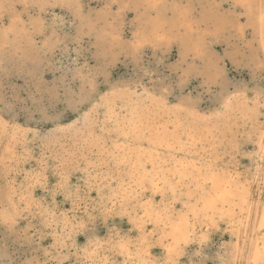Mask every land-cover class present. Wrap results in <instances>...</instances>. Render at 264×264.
Wrapping results in <instances>:
<instances>
[{
  "label": "rangeland",
  "instance_id": "374dc122",
  "mask_svg": "<svg viewBox=\"0 0 264 264\" xmlns=\"http://www.w3.org/2000/svg\"><path fill=\"white\" fill-rule=\"evenodd\" d=\"M263 9L0 0V264H233L238 209L203 203L210 174L252 182Z\"/></svg>",
  "mask_w": 264,
  "mask_h": 264
},
{
  "label": "bare ground",
  "instance_id": "6f19581e",
  "mask_svg": "<svg viewBox=\"0 0 264 264\" xmlns=\"http://www.w3.org/2000/svg\"><path fill=\"white\" fill-rule=\"evenodd\" d=\"M157 1V0H156ZM159 2V1H158ZM256 6V5H255ZM260 7V6H259ZM262 9V7H261ZM258 11V10H257ZM248 14V13H247ZM250 15V14H249ZM252 15V14H251ZM259 15V14H258ZM250 17V16H249ZM166 18V17H165ZM168 19V18H167ZM248 20V19H247ZM258 37L260 36L261 50L264 54V9L260 12L258 16ZM254 26V25H253ZM10 31V30H9ZM8 38V37H7ZM9 39V38H8ZM262 53V52H261ZM236 100V99H235ZM226 101V100H225ZM247 101V100H246ZM123 102V101H122ZM110 104V103H109ZM130 104V103H129ZM133 104V103H132ZM122 105V104H121ZM143 106V105H142ZM228 107V106H227ZM128 108V107H127ZM137 108V107H136ZM224 110V109H223ZM142 111V110H141ZM147 111V110H146ZM152 111V110H151ZM169 111V110H167ZM225 111V110H224ZM129 112V111H128ZM139 112V111H138ZM172 112V111H171ZM233 112V111H231ZM114 113V111H113ZM140 114V113H139ZM130 115V114H129ZM107 117V116H106ZM2 118V117H1ZM110 118V117H109ZM118 118V117H117ZM122 118V117H121ZM135 118V117H134ZM218 118V117H217ZM242 118V117H241ZM116 120V119H115ZM110 121V120H109ZM108 121V122H109ZM114 121V120H112ZM201 121V120H200ZM5 122V121H3ZM107 123V122H106ZM205 123V122H204ZM0 125H2L0 123ZM224 125V124H223ZM109 126V125H107ZM226 126V125H225ZM143 127V126H142ZM178 127V126H177ZM175 127V129L177 128ZM1 128V127H0ZM181 128V127H180ZM1 130V129H0ZM200 130V129H199ZM4 131V130H3ZM203 131V130H202ZM111 132V131H110ZM117 132V131H116ZM135 132V131H134ZM155 132V131H154ZM153 132V133H154ZM201 132V131H200ZM103 133V132H102ZM115 133V132H114ZM195 133V132H194ZM203 133V132H202ZM230 133V132H229ZM117 134V133H116ZM205 134V133H204ZM6 135V134H5ZM131 135V134H130ZM187 135V134H186ZM200 135V134H199ZM137 136V135H136ZM168 136V135H167ZM107 137V136H106ZM119 137V136H118ZM145 137V136H144ZM183 137V136H182ZM104 138V137H103ZM222 138V137H221ZM158 139V138H157ZM209 139V138H207ZM13 140V139H12ZM142 140V139H141ZM167 140V139H166ZM165 140V141H166ZM173 140V139H172ZM214 140V139H213ZM124 141V140H123ZM132 140H129V142ZM170 141V140H169ZM186 141V140H185ZM201 141V140H200ZM133 142V141H132ZM199 142V141H198ZM204 142V141H203ZM221 142V141H220ZM166 143V142H165ZM175 143V142H174ZM178 143V142H177ZM182 143V142H181ZM201 143V142H200ZM206 143V142H205ZM161 144V143H160ZM190 144V143H189ZM131 145V144H130ZM167 145V144H166ZM175 145V144H174ZM194 145V144H193ZM214 145V143H213ZM232 145V144H231ZM137 146V145H136ZM147 146V145H146ZM225 146V145H224ZM17 147V146H16ZM117 147V145H116ZM125 147V146H124ZM131 147V146H130ZM170 147V146H168ZM234 147V146H233ZM159 148V147H158ZM171 148V147H170ZM207 148V147H206ZM172 149V148H171ZM125 150V149H124ZM213 150V149H212ZM16 151V150H15ZM14 151V152H15ZM120 151V150H119ZM197 151V149H196ZM204 151V150H203ZM214 151V150H213ZM216 151V150H215ZM4 152V151H3ZM13 152V151H12ZM192 153V152H191ZM204 153V152H203ZM212 153V152H211ZM118 154V153H117ZM126 153H124L125 155ZM122 156V155H121ZM9 157V156H8ZM123 157V156H122ZM6 160V159H5ZM17 160V159H16ZM181 160V159H180ZM158 163V162H157ZM14 164V163H13ZM136 165V164H135ZM264 165V123L260 130L257 138V150L254 159V172L252 182L250 187L245 190L233 187L229 183L223 184V178L211 177L210 179V189H209V199H205L203 203L204 209L213 211L215 206L218 204H226L229 207L238 209L239 216L241 217L239 221V228L236 231L237 241L234 249V263L233 264H264V246L262 248L258 247L257 236H259L260 231L264 230V206L256 202V189L257 185L261 179V173L263 171ZM193 166V165H192ZM226 167V166H225ZM203 168V167H202ZM2 169V168H1ZM4 169V167H3ZM141 169V168H140ZM177 170V169H176ZM149 171V170H148ZM4 172V171H3ZM6 172V171H5ZM188 172V171H187ZM169 173V172H168ZM183 173H179L182 176ZM160 177V176H159ZM184 176H182L183 178ZM191 177V176H190ZM211 177V178H210ZM158 179V178H157ZM180 180V178H179ZM158 183V182H157ZM170 184V183H168ZM170 186V185H169ZM234 186H236L234 184ZM196 187V186H195ZM200 188V187H199ZM159 189V188H158ZM169 189V188H168ZM174 189V188H173ZM171 191V189H169ZM180 190V189H179ZM186 190V189H185ZM198 190V189H197ZM195 191V190H194ZM143 192V191H142ZM165 192V191H164ZM172 192V191H171ZM180 192V191H179ZM193 192V191H192ZM207 192V191H206ZM207 193V195H208ZM162 195V194H161ZM188 196V195H187ZM12 197V196H11ZM169 197V196H168ZM172 197V196H171ZM196 198V197H195ZM9 200V199H8ZM197 201V200H196ZM1 204V203H0ZM9 205V204H8ZM190 206V205H189ZM196 206V204H195ZM192 207V206H190ZM13 208V207H12ZM164 208V207H163ZM170 209V208H169ZM187 209V208H186ZM190 209V208H189ZM201 209V208H200ZM5 210V209H4ZM161 210V209H160ZM193 210V208L191 209ZM216 210V209H215ZM10 211V210H9ZM163 211V210H162ZM206 211V210H205ZM155 212V211H154ZM164 212V211H163ZM151 213V212H150ZM193 213V212H192ZM162 214V213H161ZM232 214V213H231ZM163 215V214H162ZM161 215V216H162ZM195 215V214H194ZM211 215V214H210ZM228 215V214H227ZM165 216V214H164ZM171 216V215H170ZM176 216V215H175ZM198 216V214H197ZM196 216V217H197ZM218 216V215H217ZM158 217V216H157ZM184 217V216H183ZM203 217V216H202ZM144 219V218H143ZM187 219V218H186ZM210 219V217H209ZM195 220V219H194ZM155 221V219L153 220ZM152 221V222H153ZM176 222V221H175ZM179 222V221H178ZM171 223L169 227V237L174 243H179L185 236V230L183 222ZM211 222V221H210ZM157 223V222H154ZM168 223V222H167ZM159 224V223H158ZM161 224V223H160ZM156 225V224H155ZM212 225V224H211ZM163 227V226H162ZM163 230V229H162ZM168 230V229H167ZM261 235V234H260ZM143 238V237H142ZM164 239V238H163ZM168 239V238H167ZM235 239V240H236ZM166 240V239H165ZM145 242V241H144ZM172 242V243H173ZM117 243V242H116ZM173 243V244H174ZM177 245V244H176ZM145 246V245H144ZM260 246V245H259ZM146 247V246H145ZM143 248V247H142ZM143 250V249H142ZM262 250V251H261ZM130 252V251H129ZM143 255V253H142ZM175 260V259H174ZM176 261V260H175ZM144 262V261H142Z\"/></svg>",
  "mask_w": 264,
  "mask_h": 264
}]
</instances>
